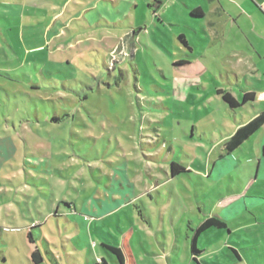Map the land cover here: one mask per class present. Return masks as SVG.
<instances>
[{
  "label": "rangeland",
  "instance_id": "1",
  "mask_svg": "<svg viewBox=\"0 0 264 264\" xmlns=\"http://www.w3.org/2000/svg\"><path fill=\"white\" fill-rule=\"evenodd\" d=\"M81 2L76 5L73 0L65 13L67 33L90 24L93 0ZM153 10L145 11L138 19L142 26L118 43L121 50L104 27L97 30L100 42L78 52L73 68L55 75L43 72L41 60L39 67L28 65L32 60L22 57L7 30L12 25L0 17V264H35L30 259L36 249L43 256L39 264H84L81 250L71 245L79 231L74 214L82 212L96 220L89 229L98 246L86 250L101 257V232L113 242L117 237L123 240L126 228L138 229L149 248L163 254L160 243L166 247L175 243L174 223L183 230L178 240L185 243L191 223L205 215L204 206L209 213L220 211L213 204L219 203V192L227 194L229 178L222 177L220 183L206 178L210 199L199 198L204 204L199 209L196 192L201 194L207 186L194 184L185 173L171 181V163L187 162L190 156L206 162L220 157L223 144L218 140L255 108L254 101L229 108L217 89L240 99L245 88L264 85V69L255 72L249 59L235 63L236 57H223L212 58L215 64L203 73L198 67L209 59L199 57L197 50L192 54L178 38L185 33L192 44L191 38L197 37L202 51L208 44L203 32L170 26ZM167 14L177 19L175 11ZM180 18L201 27L186 8ZM17 57H22L25 68L2 63ZM123 175L132 187H122L118 179ZM173 190L183 196V209ZM125 193L133 198L124 199ZM119 196L123 199L117 201ZM118 206L117 213L105 215ZM233 222L236 219L229 225ZM222 234L204 233L200 264H264V249L259 254L256 248L258 244L264 248V224L253 230L242 226L232 236L251 239L243 245L249 249L240 251L242 261L230 257L234 252L226 248L227 234ZM209 237L222 244L208 245ZM136 248L139 256L144 253L138 243ZM157 264H168L166 256H157ZM173 264L199 263L188 258Z\"/></svg>",
  "mask_w": 264,
  "mask_h": 264
},
{
  "label": "crops",
  "instance_id": "2",
  "mask_svg": "<svg viewBox=\"0 0 264 264\" xmlns=\"http://www.w3.org/2000/svg\"><path fill=\"white\" fill-rule=\"evenodd\" d=\"M72 1L14 0L13 2L12 0H0V14H2L0 17L5 18L12 25L7 27V30L13 34L15 43H17V49L24 55L22 57L27 58L26 61H36L34 63L31 61L28 64L30 67H39L37 66L39 65L38 60H41L42 64L40 66L43 72L54 75L56 72H63L73 68L78 52H86L88 49L94 47L93 43L95 41L100 42L97 31L99 29H102L101 31L105 29V31L111 32L110 35L116 41L117 47H120L118 44L120 41H125L133 35L132 29L135 30V27L142 26V23L138 21L139 17L145 11L149 13L150 10L154 9V16L166 21L170 26H187L189 29L194 30L195 33L200 34L203 32L204 36L202 38L208 44L203 47L202 51L198 48L197 37L195 38L193 36L191 38L192 44H190L188 36L185 33H180V35H184L187 41L185 45L192 54L197 50L199 57L209 59L206 65L200 63L198 67L203 73L210 71L208 69L210 68V64H215V60L212 58L222 59L223 57H236L235 63L236 61L242 63L243 59L246 61L249 59L251 64L250 69L255 70V72H259L261 68L264 69V0H93L88 10L91 13V16L88 18L90 24L84 26V30H70L71 33H67L66 29H70V23L66 20L65 13L70 10ZM74 1L76 5L82 3L81 0ZM155 4H157V7L154 6ZM184 7L190 10L192 19L200 24L201 27L199 29L191 25L188 20L180 18V14H184ZM165 9L167 11H163ZM194 9H201L203 12L202 16H193L192 11ZM169 10L175 11L176 20H172V16L167 14ZM109 11H115L119 16L114 18L113 14L109 13ZM93 12L96 14L95 18L93 17ZM26 14L29 15L26 16ZM41 14L45 15V18H42ZM111 21H114V23ZM113 25L116 28H122V30L113 31L110 29L111 31H109L107 27H113ZM76 31L77 33H74ZM180 35L178 38L181 40ZM6 40L9 41V39ZM181 41L183 42V40ZM23 43H27L26 48L23 46ZM229 43H232V45H229ZM10 45L13 47V44ZM200 52H203V54ZM22 57L9 59L2 63H11L16 68L23 69L25 67L21 60ZM254 58H258V60L255 61ZM15 59L19 60L16 61ZM242 91L256 92L254 104L258 105V108L249 116H243L244 118L242 120L236 122L234 130L218 140V143L221 142L223 144L220 157L216 160L209 159L206 162L197 156H190V160L181 162L187 169V172L184 173L189 176L194 184L201 182L202 185L207 186L201 194L196 192L199 209L204 205L199 198L204 196L208 202L210 199V183L206 178H216L217 183L221 182L222 177L223 179H230L228 181L227 194L219 192V203L212 200L215 203L213 207H217L220 211L209 213L204 206L203 212L205 215L191 223L192 226L189 227V233L187 234L188 237L185 243H183L182 239L178 240L177 238L178 233H182L183 230L178 228L173 222L176 233L175 243L174 245H170V247H166L165 243L162 244L159 242L164 251L163 254H159L157 250L154 251L149 248V242L144 238L142 231L132 229V227L126 228L122 231L123 240H120L118 237L115 239L123 246L126 252L127 264H148L151 261L157 264V256L162 255L166 256L168 264H173L176 261L188 258L189 260H194L195 256L200 263L201 260H199L198 256L203 253V249L205 248H201L199 243L204 246V233H208L210 230L222 232V235L227 234L224 240L226 248H230L233 252L236 250L238 253L237 255L234 252V256L230 255V257L236 261H242L244 259L240 251H247L249 249L244 248L243 245L251 239H234L232 236L242 226L253 230L255 226L264 224V125L231 153L227 152L225 148V140L239 127L241 122L252 118L256 113L260 112V109L264 108V85H252ZM200 143L197 142L196 146L203 148ZM208 151L210 152V149ZM216 167L218 171H215ZM124 177L126 178L123 175L118 179L122 187H132ZM237 177L240 180L236 183ZM174 178L176 176H172V179L167 178L165 180L171 179L172 181ZM221 187L219 186L220 190H222ZM173 193L179 208L183 209L185 207L183 206V196L174 190ZM128 198H133L132 194L125 193L124 199L127 200ZM115 199L120 201L123 197L119 196ZM247 199H250L251 202L249 203ZM232 206L234 210L231 209ZM225 207L228 208V212L224 211ZM120 208V206L112 208L105 215H113ZM186 209L188 208L186 207ZM211 216L224 218L228 228H210L199 234L196 247L200 252L194 254L193 237L196 229L205 219ZM88 217H91V220L88 221ZM93 218V214H85L83 212L81 214H74V222L78 226L79 231L75 235L77 241L71 245L73 248L81 250L79 252H82L84 255V264H103L102 259H105L108 264H111V260L102 246L103 255L101 257L97 256L96 252H93L98 246V243L95 242L90 234L89 229V224L96 221H92ZM234 219H236V222H233L230 226L229 221ZM102 234L101 232L100 245L103 242L111 243ZM209 238L207 244H212L214 248L222 244L221 241L212 238L210 240ZM137 243L144 251L140 256L136 252ZM87 248L93 251L89 252L86 250ZM256 248L260 250L259 254H263V244L256 245ZM141 255H144L143 258Z\"/></svg>",
  "mask_w": 264,
  "mask_h": 264
},
{
  "label": "trees",
  "instance_id": "3",
  "mask_svg": "<svg viewBox=\"0 0 264 264\" xmlns=\"http://www.w3.org/2000/svg\"><path fill=\"white\" fill-rule=\"evenodd\" d=\"M203 12L201 9H194L192 11L193 16H202ZM181 40L185 44L187 41L185 40L184 35H180ZM121 50L118 47V50ZM217 93L221 95L223 101L227 104L229 108H239L244 106L248 102L256 100V92L255 91H244L241 98H236L231 92L225 91L224 89H217ZM253 102L254 110L258 108V105H255ZM238 122V121H237ZM264 125V108L260 109V112L256 113L252 118L247 121H243L240 123L239 127L225 140V148L227 152L231 153L237 148H239L245 140H247L250 136L255 134L261 127ZM187 172L186 167L181 162L173 161L171 163V174L172 176H177ZM210 228H218V229H227L228 225L224 218L220 216H211L205 219L199 227L196 229L195 235L193 237V253L198 254L200 251L196 247V242L198 235L202 232L210 229ZM31 235V234H30ZM101 246L105 250L106 254L111 260V264H127V255L123 248V246L117 242L116 239L111 243H101ZM234 252L238 255L237 251ZM103 260V264H108L105 259ZM194 260L197 261L196 256ZM31 261L35 264H39L43 261V256L40 253L39 249H36L32 252ZM198 262V261H197ZM199 263V262H198ZM200 264V263H199Z\"/></svg>",
  "mask_w": 264,
  "mask_h": 264
},
{
  "label": "water",
  "instance_id": "4",
  "mask_svg": "<svg viewBox=\"0 0 264 264\" xmlns=\"http://www.w3.org/2000/svg\"><path fill=\"white\" fill-rule=\"evenodd\" d=\"M154 6L157 7V4H155Z\"/></svg>",
  "mask_w": 264,
  "mask_h": 264
}]
</instances>
